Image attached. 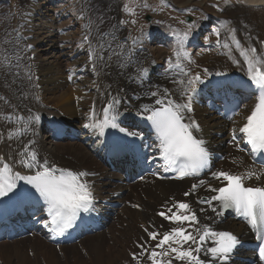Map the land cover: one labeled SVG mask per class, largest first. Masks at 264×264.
Returning a JSON list of instances; mask_svg holds the SVG:
<instances>
[{"label":"bare ground","instance_id":"6f19581e","mask_svg":"<svg viewBox=\"0 0 264 264\" xmlns=\"http://www.w3.org/2000/svg\"><path fill=\"white\" fill-rule=\"evenodd\" d=\"M242 1L245 2V4H239V7L244 9L248 13V17H250V24H248L247 29L248 38L250 40L249 45L258 44L254 36L259 34L260 37L264 36V0ZM46 3L50 2L47 1ZM35 16V13L31 14V12H27L22 20L31 26L30 22L34 20ZM50 32L49 36L54 37L56 32L53 30ZM30 33L33 32L29 31L23 33L21 31H15V34H20L18 44L25 43L26 49H22L18 46L11 47L0 44V130L5 131V138L0 140V170H2L5 163L12 168L13 174L18 172L20 175H26L29 172L41 170L36 166L32 168L25 167L24 164L21 170L17 169L18 159L23 156L25 158L30 157L28 153L24 152L25 145L29 146L30 152H35L37 154L39 164H42L45 159H50L54 162L53 164L62 165L72 171H82L83 168L91 169L86 177L88 181L93 182L97 198L100 199V208L105 212H109L111 207L107 204L108 201H119L121 204L125 203L122 208L113 209V214H105L103 218L105 230H100L96 235L86 236L81 240V246L88 245V251H90L93 256L94 264H104L102 261L104 255H102L103 243H109V241L116 239L121 241L118 238L119 235L123 237L124 241L120 242L118 252L115 250L109 255V258H112L110 264H115L118 257L119 260L117 262L121 259L124 260L128 258V248L131 247V243L136 240H142L143 237L146 236L143 228L144 226H149L154 223L163 231H167L170 226L157 218L154 212L158 207L168 205L174 199H189L193 209L204 207L203 212L199 211L200 222L210 221L217 227L229 226L238 234L242 233L241 240H248L251 237L252 232L241 222L232 218H225L223 215L217 216L216 213L212 212L209 205L198 203L201 194L210 193L205 184L200 185L194 194L185 196L184 193L190 188L189 179L175 181L168 178L160 180L156 177V174L161 172L158 152L159 142L150 122L140 114L142 112L141 105L156 107L154 104L156 97L147 95L148 92L145 84H142L140 87L143 93L141 98L142 104L133 100H131L132 106L122 104L118 107L119 116L117 118L118 123L130 125L134 130L149 131L148 142L144 147L145 155L140 156L137 152H134L127 164L122 165V163L120 164L121 166L118 167V169L123 167L125 168L124 170L113 171L111 169L106 159L108 147L105 143L104 135H101L98 129L85 128L84 125L103 121V107L107 102L111 101L112 97L121 99L127 98L123 91H120L121 89H137L138 85L128 80L129 74H135L137 72V63L129 65L128 69L124 70L125 75L121 76L115 75L111 70H108L110 72L109 75H98L95 72L96 77L94 79L92 78L94 86L91 91L95 99V115L93 119L90 120L88 118L90 114L89 108L86 116L81 114L80 98L86 91L84 85L77 80L79 79L77 72L73 71L72 74L68 76V79L71 76L70 81H72V84H66L65 82L68 81L67 79L56 76L57 66H54L52 61L49 60L51 56L41 58L40 52L44 51V49H39V47L34 44L36 42H34L35 35L33 38H28ZM168 35L163 34L161 37H167ZM155 38V33H150V38L146 46H150V39ZM11 40L13 41L14 39L11 38ZM194 40L197 41L198 38L195 37ZM54 42L56 43L55 39H49V45ZM29 45H33V47L29 50L27 56V48ZM3 46L4 50H2ZM168 46H171V44H168ZM258 47L262 56H264V45ZM18 52L23 53V56L14 66L10 62L17 59ZM32 53H36V55L33 59H30ZM83 54L87 58V50H84ZM145 56L147 64L144 68L147 69V73L149 74V81L157 82L161 91L164 88H168L170 93H175L171 98L178 99L180 96V89L187 87V80L193 78L196 71L193 70L190 75L184 74L182 76H178L176 73L164 74L158 65L149 61V59H151V54L148 50L139 52L135 55L139 66ZM211 61L215 64V72L213 75H207L204 72L200 74L205 83H198L196 92L192 93V114L201 125V132L205 135L207 142L212 147L221 150L228 146H233L232 149L225 151L223 161L229 170L240 174L247 172L249 169L264 172V166L252 162L250 152L246 148H240L244 145L245 139L243 134L238 131L236 132L238 140L240 141L239 146L231 142L232 133L234 130H238L239 127L243 126L246 122L245 117L250 114L247 111H249L257 101L258 92L255 85H252L251 82H244L239 85L241 87L234 86L236 77L232 73V70L236 68V64L233 63L228 56L214 57ZM88 63L90 67L92 61ZM43 64L47 65V68L50 69L49 73L45 74L40 71ZM28 70L31 73L33 72L34 76L36 74L43 75H41L38 81H35ZM59 74L61 75V73ZM180 81H184L185 83L181 84ZM34 83L35 85L39 83L42 85H50L51 88L42 89V92L39 93L37 88L34 89ZM109 85H111V87H108ZM77 86L81 89H76ZM46 92H50L52 96L48 97ZM76 93L77 97L75 96ZM109 93H111V95H109ZM39 96H41L45 105L40 104L38 100ZM236 98L242 100L241 109L238 115L231 121L226 120L222 115H219L216 111L208 107V102H215V105L218 106L221 105L225 99ZM52 107L55 109V112L49 113L47 117L52 113L59 114L65 121L69 122L83 134V142H70L69 144H65V142H59V144L53 143L52 134L46 128L49 124L46 123L44 125V116ZM2 112H6L5 118L1 117ZM9 113H11L13 117L11 121L7 117ZM37 115L40 117L38 122L34 119H30ZM20 116H22V118H20ZM26 117L30 119L29 122L26 121ZM23 128L26 129V134L19 135L15 132V130ZM7 133H12L11 139L6 137ZM10 147H12L11 155L8 154ZM22 152L24 153L23 155H21ZM25 162L32 163L29 161ZM48 163L52 165L50 162ZM128 180H130V183L127 182ZM24 182L25 181H17V185L23 184ZM246 182L250 185H264V178L261 180L253 178L252 180H246ZM210 184L214 187H219L224 184V182L210 177ZM129 202L140 203L144 208L142 211H138L130 207L128 205ZM213 205H216L215 207L219 210L218 204L213 202ZM125 214L126 217H124ZM206 217H211V219H206ZM19 221L24 225H30L31 232L33 230V239L30 242L33 245H41V247H37L39 251L37 254L41 253L48 255L49 264L56 263L60 259L55 249V245L57 244L49 235L47 227H45L46 221L42 218V222L36 227L31 226L32 219L19 218ZM115 221H117V224L128 221L131 223V229L119 230L116 228ZM107 233H112L110 234L112 239L108 238ZM17 234L22 235L20 232H17ZM87 237L90 238L88 239ZM6 238L4 243H13L16 248L21 249V242H14L16 239L11 240L9 235ZM76 245L77 244H74L72 248H76ZM154 246L155 243H153L151 250ZM45 247H47V250L40 252V250ZM66 248L69 249L70 247ZM156 251L160 252L161 249H156ZM79 255V260L82 261L81 254ZM248 255L253 258L251 252H248ZM148 257L143 264H152V261ZM202 257L203 255H201V258ZM29 259H31L30 256L23 252L22 260L28 261ZM157 259L165 262L168 257L159 256ZM84 260L86 261V259ZM173 264H185V262L173 259ZM232 264L260 263L255 260L251 263L236 260L233 261Z\"/></svg>","mask_w":264,"mask_h":264},{"label":"snow or ice","instance_id":"6c2138e0","mask_svg":"<svg viewBox=\"0 0 264 264\" xmlns=\"http://www.w3.org/2000/svg\"><path fill=\"white\" fill-rule=\"evenodd\" d=\"M213 6L216 7V5ZM124 10L129 15H134L133 10L129 9L127 5ZM100 23H103L102 18H100ZM119 23L125 24L126 22L121 20ZM127 23L135 24L136 21L133 19ZM215 34L219 36V30H216ZM109 36L111 39L108 38ZM187 36L188 32H184L183 35L177 34L176 49L174 50L176 61L174 64L169 58V69L180 67L182 60L185 59L191 62L189 53L185 50ZM84 41L89 48L92 70L98 75H109L108 70L113 67V64L120 70L119 75H125L124 70L133 63L134 51L126 49V42H120L115 32H101L97 26L95 44H93L91 32L84 36ZM136 42L134 39L133 44ZM234 42L237 49L240 50V55L244 58L247 76L251 84L255 85L258 95L257 102L250 110V114L245 117L246 122L238 130H234L231 142L239 146L240 141L236 135L238 131L243 134L253 153H264V56L257 55L255 47L242 48L239 40ZM204 72L208 73V70L204 69ZM146 73L147 69L140 67L137 62L136 81L142 83ZM131 78L129 76V79ZM180 83L185 82L180 81ZM198 83L203 84L205 81L199 73H196L193 78L187 80V87L180 89L178 99L171 98L175 93H170L168 88L161 91L160 86L157 85V90L150 91L147 95L156 97L154 104L158 107L141 105L142 112L140 114L150 122L159 142L160 158L167 168L178 173L176 177L178 179L198 176L202 170L210 167L211 154L206 147V141L196 135L201 131L200 125L192 116L187 115L193 112L192 93L196 92ZM119 104L120 100L117 97H112L111 101L103 107V121L85 124L84 127L98 129L101 135L106 127H111L118 129L126 136H139L138 132L130 131L117 122ZM92 114L95 115L94 110ZM30 119L38 122L40 117L37 115ZM24 152L28 153L32 163L25 161H21V163L25 167L36 166L41 170L36 171L33 175H20L18 172L13 174L12 168L5 163L0 170V197H6L9 193L15 194L14 189L17 188V181H25L47 205V214L50 220L45 226L51 224L53 227L50 230L57 236H62L77 220L81 212H89L93 209V194L90 185L84 179L88 173L57 168L55 165H49L46 159L42 164H39L37 154L30 152L28 145H25ZM23 154L21 153V155ZM211 175L216 180H222L224 184L220 187H213L209 184L208 190L216 194L210 197H201L198 203H207L217 216L223 215L225 210L231 209L238 217H242L254 231L256 239L259 241L257 245L258 258L260 261H264V187L246 186L245 184L246 180L253 178L261 180L264 178V172L249 169L242 174L215 171ZM204 184L205 181H199V185ZM197 187V184H193L191 190L185 192L184 195L194 194ZM213 202H218L219 210L213 206ZM134 207L138 206L134 205ZM199 211L203 212L204 209L201 208ZM158 215L177 226L163 233L145 229L150 240L158 241L148 257L152 264H173V259L185 262V264H226L240 243L238 237L230 231H217L208 224H201L196 211L187 202H176L166 212H160ZM206 219H211V217H206ZM208 242H210V246ZM138 247L144 249L140 253L141 256L148 251L143 244ZM156 249H161V251L157 252ZM201 254L205 258L202 259ZM159 256L168 257V259L163 262L157 259ZM132 259H138L137 254L134 253Z\"/></svg>","mask_w":264,"mask_h":264},{"label":"rangeland","instance_id":"374dc122","mask_svg":"<svg viewBox=\"0 0 264 264\" xmlns=\"http://www.w3.org/2000/svg\"><path fill=\"white\" fill-rule=\"evenodd\" d=\"M2 1L6 2L7 0H0V2ZM47 1H49L50 3L47 4ZM10 2L8 1L7 4L15 5L14 10L18 15V17L16 18L18 22L20 15L23 13V7L25 5H28L31 0H10ZM32 4V11L35 12L36 10H38L41 14L39 17L41 20L35 21L37 18V14H35L36 16L34 20L30 22L31 26L28 25L24 20H22L25 27L17 29L16 22L12 23V30H17L25 33L27 30L26 27H32V22L35 21L34 28L37 34V38H35V41L36 44L40 43L42 45L41 49H44V51L41 52V56L44 58H46V56H51L49 60L52 61L53 64L58 66V69H56L57 76H60L59 73H61V75L63 76H66V74L69 73L70 68H75V63L78 59L77 55L79 53H82V49L84 47V45L82 44L81 32L82 21L79 19L81 18V13L83 12V10L81 9V6L79 4H76L75 0H39L38 3ZM239 4H245V2H243L242 0H227V2L226 0H88V9L85 12L91 13L92 15L94 14L96 16L95 25L93 27V30L91 31L92 38L96 37L97 26H99L100 31H103V29H110L111 31L115 32L117 39L123 37V34L118 32L126 30L125 33L132 43V46L136 45L138 40L142 37V33H148V31L150 30L158 28L160 30H163L164 32H174L183 35L184 32L195 30L203 23L211 22L214 15H219L220 19L222 17L223 21H229V23L226 25L223 23V27L219 31V36L213 34L208 36L207 39H225V41H227V44L225 43V45H228V47H225V49L229 51L231 59L240 66H246V64H243L244 58L240 55V50L237 49L234 41L239 39L242 48H250L251 46L258 47L263 44L262 40L264 39V36L260 37V34L255 35L254 37L256 38L255 40L258 42V44L255 43L254 45H249L250 40L248 38L247 29L248 24H250V17H248V13L244 9L239 7ZM125 5H127L129 9L133 10L134 15H129L124 10ZM213 5H216V7H214ZM10 10L11 8L5 7V5L0 4L1 16H4L3 18L5 19L7 17H10L8 22H14L13 20L14 17H16V14L13 17L11 12H9ZM33 12H31V14ZM186 15H190L193 18V22H187L185 18ZM149 16L151 17V21H148L147 23L146 18ZM100 18L103 19L102 24L100 23ZM116 18L118 19L116 20ZM133 19L136 21L135 24L127 23V21ZM121 20L125 21L126 23L120 24L119 22ZM189 25H191V27H189ZM113 26H116L115 30H117L118 32L114 31ZM225 26H229L231 30L226 29ZM51 30L56 31L57 35L55 34L54 37H50L49 35L51 33ZM235 30L237 33H239L235 34L236 37L233 38V45H230L227 38H229V36H232V32H235ZM58 31H60V34L58 33ZM237 35H241V38H239V36ZM4 39V41H6L8 39V36H5ZM49 39H55L56 43L54 42L49 45ZM134 39L137 41L135 44H133ZM0 44H5V42H0ZM93 44H95V42ZM125 46L127 47V45ZM171 46L153 42L150 50L156 58V61L161 62L162 57L164 56H168L170 58L171 56H175L174 50L176 49V46ZM2 50H4V46ZM20 53L21 52H18L17 54V62L23 56V53L22 56L20 55ZM196 57L197 58L195 59L194 67L199 70H201V66L206 67V63H213L211 60L214 59L213 54L211 53L196 54ZM114 65L115 64H113V66ZM42 66H45L47 68V65L45 64H43ZM208 67L213 68V65H209ZM43 70H45V68ZM112 70L118 71L116 66H114ZM88 72L89 71L86 70V75L89 74ZM85 79V84L87 83L89 87L92 86L90 77L88 78L85 76ZM45 88H51V86L45 85ZM46 94H49L48 97L52 96V94L50 95V92ZM75 96L77 97V94ZM89 97L90 95L88 94L86 99L85 96L81 99L83 114H85V110L88 107ZM64 142L65 144H69L71 141L66 140ZM76 142L79 143L81 142V140H78ZM55 144H59V142H55ZM124 169L125 168L122 167L118 169V171ZM124 217H126V214L124 215ZM115 225L119 230H124L127 228L131 229V223H129L128 221H124L119 224H117V221H115ZM96 234L97 233L93 235ZM108 234L109 233H107V236ZM87 238L89 239L90 237ZM108 238L112 239V237ZM118 238L121 241H118L116 239L109 241V243H103L102 255H104L102 257V261L104 264H110L112 258H109V255H111L115 250H117L116 252H118L120 242L124 241L123 237H121L120 235L118 236ZM5 239V237H0V264H49L48 255L41 253L37 254V252H39L37 247H41V245H33L30 242L32 241L33 236H30L26 239H16L14 241L21 242V249L16 248L13 243H4ZM55 246L57 247V245ZM72 246H62L61 249L64 247V252H62V250H59L58 256L60 259L54 264H94L93 256L91 252L88 251V245L82 246L86 247V249L84 250L81 246L80 248L78 247V245H76V248H72ZM131 246H133L132 243ZM66 247L70 248L67 249ZM29 249H31L30 252L28 251ZM45 250H47V247L40 250V252H43ZM56 251L58 253V248L56 249ZM23 252L29 255L31 259H29L28 261L22 260ZM79 254H81L82 261L79 260ZM84 259H86V261ZM117 261L115 262V264L123 263V259L120 260L122 262Z\"/></svg>","mask_w":264,"mask_h":264}]
</instances>
